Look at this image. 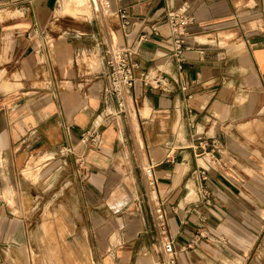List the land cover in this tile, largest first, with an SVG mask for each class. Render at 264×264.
I'll return each mask as SVG.
<instances>
[{"label": "crops", "instance_id": "crops-1", "mask_svg": "<svg viewBox=\"0 0 264 264\" xmlns=\"http://www.w3.org/2000/svg\"><path fill=\"white\" fill-rule=\"evenodd\" d=\"M96 1L0 0L8 6L0 9V264H30L36 210L45 202L61 210L64 192L106 209L100 224L111 207L135 210L116 232L91 220L86 240L101 244L81 254L90 264H166L156 200L174 264H264V0H107L106 14ZM70 5L82 12L68 13ZM167 8L195 19L189 30L201 52L188 51L181 72L169 56ZM114 46L131 50L137 70H161L170 90L137 83L126 113L105 116L116 110L105 64ZM86 128L99 132L98 148L79 141ZM200 138L224 164L205 180L198 171L211 146L202 151ZM64 144L80 168L57 155Z\"/></svg>", "mask_w": 264, "mask_h": 264}, {"label": "built area", "instance_id": "built-area-1", "mask_svg": "<svg viewBox=\"0 0 264 264\" xmlns=\"http://www.w3.org/2000/svg\"><path fill=\"white\" fill-rule=\"evenodd\" d=\"M97 2L101 5L104 13L109 11V3L107 0H97ZM118 16L120 19V31L123 36H126L129 26V19L126 14V10L121 9L118 11ZM165 20L171 39L169 56L174 62L177 71L181 72L182 65L185 61V54L192 50H196L198 53L201 52V50L194 47L193 36L189 30L190 26L195 22V19L191 14L186 12L185 8H167L165 10ZM152 33H156L155 28H152ZM139 38L141 40H146L148 38V34H141ZM131 56V50L125 46H114L108 52L105 64L108 68L109 94L115 100L116 110L114 113H104L105 116L119 114L124 115L126 113L127 109L131 106V104H133L134 99L130 90L133 89L137 83L142 84L144 87L159 90L165 93L170 90L168 87L170 80L161 70H137V65L132 60ZM172 80L177 82L174 79ZM180 89L183 90L184 87L181 86ZM79 141L83 145L89 144L95 148H98L101 145L100 134L96 129L86 128L81 130L79 134ZM198 146L202 149V151L205 150L207 146H211L206 152L208 155V162L206 166H200L198 171L200 178L205 180L209 169L218 170L219 168L224 167V164L221 158L214 154V147L212 144L208 145L205 140L200 138L198 140ZM57 155L62 158L72 156L75 162H77L78 168L82 166L81 156L75 154L71 145H60L57 148ZM197 155L200 156L201 154ZM65 164L66 161L63 162V166ZM144 176L148 187L154 190L156 181L152 166L148 165L145 167ZM153 211L154 220L163 237V262L166 264H174L175 251L173 240L166 231L165 212L160 200H156Z\"/></svg>", "mask_w": 264, "mask_h": 264}, {"label": "rangeland", "instance_id": "rangeland-1", "mask_svg": "<svg viewBox=\"0 0 264 264\" xmlns=\"http://www.w3.org/2000/svg\"><path fill=\"white\" fill-rule=\"evenodd\" d=\"M97 6L102 14H106L103 12L98 2ZM3 8L6 9L8 6L0 3V9ZM76 8L77 7L70 5L67 12L71 14L82 12L77 11ZM89 9L91 11L93 7L91 6ZM83 10L87 11L88 9L84 7ZM91 16L90 12L82 15V17H87V19L91 18ZM110 34L113 44H115L116 37L113 32H110ZM65 183L66 182L63 181L61 186H64ZM149 194L150 197L155 198L153 189H149ZM83 196L84 193L82 195H76L75 197L74 194L72 196L64 192L62 194V200H64L67 206L63 203L61 210L59 208L58 210L55 209L53 204L50 206L47 205V202L41 204L36 210V220L33 229L38 233L37 237L39 239L31 243V248L29 249L31 254L30 264H90L92 257L81 256V254L85 252L89 253V249L96 248L97 244H101V242L96 243L94 240H86L87 236L89 238V234H93L91 220L94 222V227H96V223H99L97 227L100 229L104 226L103 231H107V228H109L110 232H116L120 227L131 226L135 212L133 207H111V209H109V222L100 224L103 220L102 211L106 209L97 207L91 208L90 204L86 206L82 201ZM48 199L49 198H45L44 201ZM57 213L60 214V216ZM91 214L93 215V219L91 218ZM71 221L74 223L72 230H70V225L68 224ZM71 232L76 236L75 240L66 236V234Z\"/></svg>", "mask_w": 264, "mask_h": 264}, {"label": "bare ground", "instance_id": "bare-ground-1", "mask_svg": "<svg viewBox=\"0 0 264 264\" xmlns=\"http://www.w3.org/2000/svg\"><path fill=\"white\" fill-rule=\"evenodd\" d=\"M97 2V1H96ZM64 4H66V3H64ZM58 6H59V4H58ZM154 195H155V192H154Z\"/></svg>", "mask_w": 264, "mask_h": 264}]
</instances>
